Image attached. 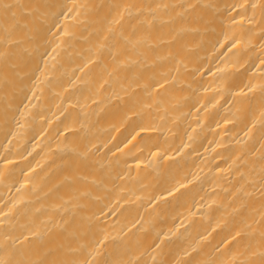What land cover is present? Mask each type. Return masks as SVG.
<instances>
[{
	"label": "bare ground",
	"instance_id": "6f19581e",
	"mask_svg": "<svg viewBox=\"0 0 264 264\" xmlns=\"http://www.w3.org/2000/svg\"><path fill=\"white\" fill-rule=\"evenodd\" d=\"M0 264H264V0H0Z\"/></svg>",
	"mask_w": 264,
	"mask_h": 264
}]
</instances>
